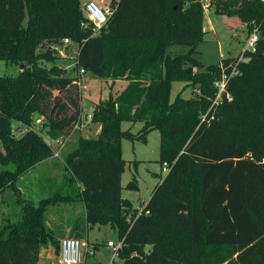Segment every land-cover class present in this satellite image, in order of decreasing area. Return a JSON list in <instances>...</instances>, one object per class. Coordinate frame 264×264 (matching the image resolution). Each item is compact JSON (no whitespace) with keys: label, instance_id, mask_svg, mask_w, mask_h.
<instances>
[{"label":"trees","instance_id":"obj_1","mask_svg":"<svg viewBox=\"0 0 264 264\" xmlns=\"http://www.w3.org/2000/svg\"><path fill=\"white\" fill-rule=\"evenodd\" d=\"M82 1L0 0V60L18 68L0 76V165L14 166L0 171V197L11 190L18 206L12 221L0 222V264H57L39 255L49 245L61 250L47 215L65 193L83 203L88 228L109 226L124 240L121 264H264V0H209L214 13L260 34L216 104L221 66L238 57L206 66L195 56L206 34L203 0H110L116 8L100 29ZM74 45L71 75L56 61ZM173 46L189 51L170 57ZM80 69L110 81L111 90L127 84L93 101L89 113ZM173 82L185 86L171 101ZM189 87L193 96L184 99ZM89 116L100 131L79 135L64 153L65 192L24 201L17 182L54 156L47 140L61 146ZM124 124L141 128L135 134ZM154 130L159 162L170 171L138 213L121 195L122 142H146ZM136 187L134 177L127 188Z\"/></svg>","mask_w":264,"mask_h":264},{"label":"rangeland","instance_id":"obj_2","mask_svg":"<svg viewBox=\"0 0 264 264\" xmlns=\"http://www.w3.org/2000/svg\"><path fill=\"white\" fill-rule=\"evenodd\" d=\"M82 1V11L84 4L87 2ZM100 7L104 9L105 12H109L111 8L115 10V6H110V0H93ZM206 4V1H205ZM83 14L85 15L84 11ZM86 16V15H85ZM90 24L89 22H87ZM205 37L204 41L201 42L197 48V54L195 55L201 63L206 66L217 65L223 60L238 57L245 47L246 37L248 35V28L246 25L242 24L237 18H228L224 16H219L214 13L213 9L209 13L205 14L204 20ZM73 50L77 51V46H72L68 51H62V56L60 60L56 63L64 69V72L68 74H75V61L73 58L75 54ZM189 51V47L186 46H173L168 49L167 54L170 57H175L178 55H184ZM198 72V69H194ZM18 72L16 66L6 64L4 61L0 60V76H14ZM113 86V85H112ZM126 86L123 81H117L113 89L111 90V82L102 79L90 72H86L81 77V92H83L84 102L87 111L90 113L93 108V101L104 100L107 98L108 94L112 92L113 94L120 93ZM185 84L182 82H173L171 88V101H174L176 96L182 91ZM194 89L192 87L186 88L183 91L182 97L184 99H190L193 96ZM90 121L88 118L84 119L81 126H87L86 122ZM14 128L17 127L16 124L13 125ZM80 126V127H81ZM80 127L77 129L76 133L69 139L66 140L61 146H58L57 151L60 153V160H54L58 167H61L62 175L66 170L64 168V153L69 152L73 147L71 145L75 144L77 137L81 133H87L81 131ZM131 129L133 133H138L141 124H136L133 127L130 124H124L123 129ZM88 137L89 133L85 134ZM93 138V137H92ZM57 146V145H55ZM0 152H3V143L0 139ZM122 157L127 161L125 171L122 175V198L129 200L133 205L135 212H140V210L148 203L151 198L154 188L160 182V178L163 179L167 174L163 172V165L159 162L160 160V133L154 130L147 136L146 142L134 141L124 139L122 142ZM14 170V166L2 167L1 170ZM168 170V168H167ZM56 178L52 184L53 194L56 192H63L62 182L64 179H60V175ZM135 177L137 187L135 189L127 188L128 184ZM18 187H25L26 196L32 195L35 199H41L47 197L46 195H40L37 183L34 179V173H29L18 183ZM30 194V195H29ZM66 205L52 207L48 212V217L51 215V221L58 219L70 220L71 218L77 217L83 210L84 205H79L78 202L70 205L67 202ZM68 204V205H67ZM18 206L16 204V196L11 190H7L6 193L0 197V222H2L7 216L13 215ZM83 217L82 215H80ZM83 219V218H82ZM57 223V222H55ZM80 225V232L78 236H73L72 234H63L60 238H57L58 242L65 238H77L82 245V262L86 264H110L113 251L108 245V241H113L117 244L120 240L116 232H114L109 226H95L87 227L83 221ZM55 236H58L55 233ZM59 237V236H58ZM89 245L90 250L96 251L94 256H90L86 261L85 250L86 245ZM54 250V258L57 261L60 256V245L58 248L56 246L49 245ZM149 247H147L148 250ZM115 264H121V261L116 258Z\"/></svg>","mask_w":264,"mask_h":264},{"label":"built area","instance_id":"obj_3","mask_svg":"<svg viewBox=\"0 0 264 264\" xmlns=\"http://www.w3.org/2000/svg\"><path fill=\"white\" fill-rule=\"evenodd\" d=\"M205 1H206V4H205ZM203 3H204L205 14L209 13L212 9L209 0H203ZM83 11L87 17V20L95 27V29H100L102 26H104L114 12L113 10H110L109 12H105L104 9L100 7L93 0L87 1L84 4ZM259 39H260V34L258 31V28H254L248 33L246 37L244 50L238 56L236 63L231 62L229 63L227 67H224L223 65L221 66L223 69V75H222L221 81L217 84L219 92L215 100V104L221 102V96L226 91V87L229 81L234 76H237L240 74L239 69H238L239 63L247 62L248 58L246 57V54L253 53L256 51ZM64 44L65 45L70 44V40L65 39ZM73 53L75 54V57H76L78 53V48H77V51L73 50ZM75 57L73 58V60L75 61V64H76ZM84 73H86L85 70L80 69L79 74L82 76ZM226 99L229 102L232 101V96L228 92L226 93ZM88 119L91 120V116H89ZM41 121H42V118L38 119L36 123L40 124ZM47 144L49 146L57 145L55 142L51 140H47ZM58 156H59V151H54V157H58ZM162 165H163V172H166V174H168L170 171V166L168 165V163H163ZM123 243H124V240H120L117 244H115L113 241L108 242L107 246L113 251V257H112L110 264H115V259L118 258L117 257L118 251L122 248ZM82 245L83 243L75 237L63 239L61 241L60 256L55 263L57 264H80L82 263V253H81ZM87 252L89 255L95 254V252L93 250L91 251L90 249H88Z\"/></svg>","mask_w":264,"mask_h":264},{"label":"crops","instance_id":"obj_4","mask_svg":"<svg viewBox=\"0 0 264 264\" xmlns=\"http://www.w3.org/2000/svg\"><path fill=\"white\" fill-rule=\"evenodd\" d=\"M127 84L126 81H123ZM83 106L85 107V111H87L86 109V106H85V103H83ZM92 111V110H91ZM87 126H81L80 129L81 131H85L87 133L90 134V136H88V138H92V137H95L99 131H100V125L99 124H95V123H91L90 121H87L86 122ZM87 133H81V135L83 137L87 136L85 134ZM58 146H53L54 150L57 151V148ZM59 151V150H58ZM60 153H59V156L58 157H51L43 162H40L38 163L37 165H35L32 169H30L28 172H26L25 174H23L18 182H17V187H18V183L20 182V180H22L25 176H27L29 173H34V179L37 183V186H38V189L40 191V195H46L47 197L45 198H41V199H35L32 195L30 196H26V190H25V187H18V189L20 190L21 192V195H22V199L24 201H30V202H33L34 204L38 203L39 201L43 200V199H47V198H53L55 194H53V191H52V187H51V184L52 182L58 178L59 179V175H60V179H64V181L62 182V189H63V192H65V189L68 187V179L71 178V175L68 171H65L62 175V171L61 170V167H58V165L53 162L54 160H60ZM121 186H122V177H121ZM64 201H62V203L60 204H63V205H60V206H64L66 205L65 203L67 202L68 204L72 205L74 204L73 201H68L67 200V194L65 193L64 195ZM66 200V201H65ZM76 203V202H75ZM67 204V205H68ZM79 205H83L82 202H78ZM80 215H82L83 217H81ZM80 215H78L77 217H74V218H71V222L70 220H62L60 217L58 219H55L54 221H51V215L50 217H48L47 219V225L52 229L54 230V233H57V235L59 236H56L57 238H60V236H62L63 234H72L74 233L75 231H80L78 230L80 228V225L84 219H85V211H84V206H83V210L82 212L80 213ZM10 217H7V220L9 219V221H12L13 219V216L12 215H9ZM12 217V218H11ZM11 218V219H10ZM83 218V219H82ZM57 222V223H55ZM109 242V241H108ZM87 249L85 250V255H86V252L89 248V245L87 244ZM40 262L41 263H55L56 260L54 258V250L52 247H49V246H46L44 247L41 252H40Z\"/></svg>","mask_w":264,"mask_h":264}]
</instances>
